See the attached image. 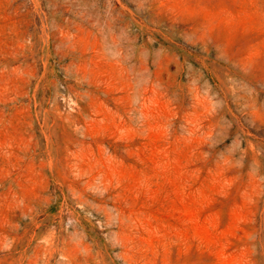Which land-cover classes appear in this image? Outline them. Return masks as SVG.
Returning a JSON list of instances; mask_svg holds the SVG:
<instances>
[{"label":"rangeland","instance_id":"374dc122","mask_svg":"<svg viewBox=\"0 0 264 264\" xmlns=\"http://www.w3.org/2000/svg\"><path fill=\"white\" fill-rule=\"evenodd\" d=\"M0 264H264V0H0Z\"/></svg>","mask_w":264,"mask_h":264}]
</instances>
